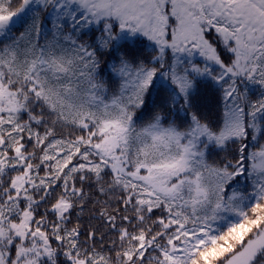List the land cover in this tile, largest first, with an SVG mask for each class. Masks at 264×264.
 <instances>
[{
  "label": "trees",
  "instance_id": "obj_1",
  "mask_svg": "<svg viewBox=\"0 0 264 264\" xmlns=\"http://www.w3.org/2000/svg\"><path fill=\"white\" fill-rule=\"evenodd\" d=\"M164 5L170 40L176 19ZM13 16L0 24V85L19 107L0 114V220L29 215L27 238L41 235L50 251L35 264H225L261 233L264 170L253 159L264 149V36L236 76L183 43L158 59L134 24L97 23L69 0H0V19ZM204 16L214 20L205 39L230 66L216 27L236 26ZM107 135L144 176L113 174L97 149ZM61 198L64 219L53 211Z\"/></svg>",
  "mask_w": 264,
  "mask_h": 264
},
{
  "label": "rangeland",
  "instance_id": "obj_2",
  "mask_svg": "<svg viewBox=\"0 0 264 264\" xmlns=\"http://www.w3.org/2000/svg\"><path fill=\"white\" fill-rule=\"evenodd\" d=\"M66 1V0H62ZM78 3L95 22L103 19L114 18L120 25L134 24L141 35L152 40L159 49L158 59L163 58L168 48L184 44V50L192 46L195 56L200 59L210 60L216 65L226 68L231 74L241 76L248 71L250 59L254 52L260 47V41L264 36V0H69ZM170 1V3H169ZM171 6V12L176 19L175 27L170 40H166L164 27L167 25L165 11L167 5ZM212 13L214 17L227 18L234 26L235 31L225 28L218 29L223 36V41L229 46L234 54V62L225 66L217 56L215 49L203 35V24L207 20L205 12ZM16 16L0 19V24H9ZM214 25V20L209 21ZM128 27V26H127ZM199 54H198V53ZM199 64H195L191 71L197 75ZM18 103L14 92L7 86L0 85V114L3 112H17ZM117 135H107L99 141L97 149L102 155L110 160V167L114 175L130 174L135 178L144 176L140 169L129 171L127 158L120 153ZM16 150V156L24 159V154ZM0 160V169L3 167ZM255 169L264 170V149L257 150L253 159ZM146 173V172H145ZM29 177V167L25 172L17 176L11 189L15 195H20ZM173 187L160 189L172 190ZM156 189V188H155ZM159 190V189H157ZM69 203L61 198L53 207L59 219H64L68 212ZM30 217L23 214L18 224L3 223L0 220V264H9L11 247L15 246V256L11 264H35L36 260L50 256V251L44 245V237L37 234L36 240L27 238ZM258 256L264 258V229L252 241H250L240 252L231 257L225 264H250ZM76 264H84L77 261ZM264 264V262L262 263Z\"/></svg>",
  "mask_w": 264,
  "mask_h": 264
}]
</instances>
